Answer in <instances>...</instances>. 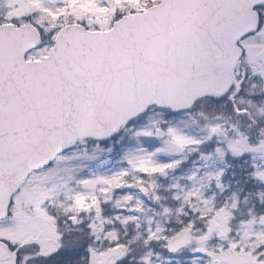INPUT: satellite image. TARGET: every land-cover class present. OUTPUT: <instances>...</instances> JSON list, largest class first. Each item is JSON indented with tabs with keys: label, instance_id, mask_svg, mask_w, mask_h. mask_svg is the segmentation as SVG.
Segmentation results:
<instances>
[{
	"label": "snow or ice",
	"instance_id": "snow-or-ice-1",
	"mask_svg": "<svg viewBox=\"0 0 264 264\" xmlns=\"http://www.w3.org/2000/svg\"><path fill=\"white\" fill-rule=\"evenodd\" d=\"M0 264H264V0H0Z\"/></svg>",
	"mask_w": 264,
	"mask_h": 264
}]
</instances>
